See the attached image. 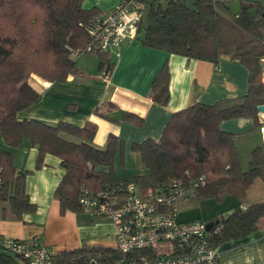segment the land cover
<instances>
[{"label": "trees", "instance_id": "obj_1", "mask_svg": "<svg viewBox=\"0 0 264 264\" xmlns=\"http://www.w3.org/2000/svg\"><path fill=\"white\" fill-rule=\"evenodd\" d=\"M228 1L241 4L237 15ZM147 10L136 38L143 45L188 58L217 64L229 55L248 71L245 94L211 104L194 102L171 114L158 139L134 142L147 168L134 181L141 190L164 180L204 174V185L196 199L218 202L234 194L239 203L226 215L214 216L208 231L212 246L264 228V201L243 205L246 192L257 177L264 179V142L255 145L243 162L235 143L236 133L222 130L223 120L250 118L260 127L257 106L264 104L261 80L264 58V6L254 0H146ZM257 8L255 14L251 12ZM101 12L96 6L83 7V0H0V206L2 218L22 219L37 206L25 190L29 170H16L13 148L25 143L37 149L35 168L41 167L46 153L56 155L64 169L54 196L60 213L81 211L78 189L112 183L114 156L122 143L109 134L105 145L91 144L96 125L87 121L76 126L64 121L49 125L27 121L19 112L38 102L41 93L27 79L64 81L68 75L84 72L75 58L89 43L88 21ZM95 51V50H94ZM98 53V69L107 76L112 68L107 53ZM35 74V75H34ZM29 77V78H28ZM45 81V82H46ZM169 69L165 61L151 82L152 99L166 104L169 99ZM109 108L112 104H105ZM101 107L96 108L99 112ZM104 117L106 115L102 114ZM102 168H105L103 170ZM127 258L116 248L84 244L52 255L51 264H114ZM0 264H26L0 249Z\"/></svg>", "mask_w": 264, "mask_h": 264}, {"label": "crops", "instance_id": "obj_2", "mask_svg": "<svg viewBox=\"0 0 264 264\" xmlns=\"http://www.w3.org/2000/svg\"><path fill=\"white\" fill-rule=\"evenodd\" d=\"M117 2L83 0V7L96 6L102 11L115 6ZM106 53L112 63L107 76L103 75L97 64L96 71L91 73L78 65L84 74L68 75L64 81L35 79L30 85L41 93V98L19 112L18 117L49 125H56L60 121L76 126L93 122L96 131L91 144L97 148L105 145L109 134L116 136L123 146L121 154L117 150L114 156V176L117 179H129L148 172L139 153L131 145L146 138L158 139L173 112L194 102L211 104L241 96L247 91L248 71L229 55L221 56L215 64L143 45L138 38L127 40ZM165 61L169 69V99L162 105L152 99L151 82ZM107 103L112 106L109 108L105 105ZM99 107L96 113L95 109ZM258 120L261 126L264 125V112H258ZM261 126L253 127L250 118H235L220 123L222 130L236 133L235 143L243 162L247 160L252 147L264 142ZM245 135L251 137V143L241 153L238 140ZM12 150L16 170H29L25 176V190L37 209L15 220L2 218L0 206L1 235L23 239L38 237L53 253L84 244L115 246L114 225L109 220L91 218L82 211L66 210L60 213L59 202L54 196V190L64 174L59 157L46 153L41 167L35 168V147L23 143ZM190 199L183 198L179 203H189ZM227 200L230 201L228 208L210 218L228 214L239 203L234 194L225 195L222 203ZM258 201H264V179L260 177L253 180L247 189L245 201L240 204ZM178 218L185 220L179 215ZM215 249L218 264H264V228L227 239L216 245Z\"/></svg>", "mask_w": 264, "mask_h": 264}, {"label": "built area", "instance_id": "obj_3", "mask_svg": "<svg viewBox=\"0 0 264 264\" xmlns=\"http://www.w3.org/2000/svg\"><path fill=\"white\" fill-rule=\"evenodd\" d=\"M147 10L146 0H118L91 18L85 26L89 43L82 52H109L134 39ZM264 64V58L261 59ZM264 82V68L261 72ZM264 134V131H262ZM204 174L190 177L188 170L141 190L132 180L117 179L96 190L78 189L77 201L91 218H104L114 225L116 248L127 258L114 264H218L208 239L207 221L180 220L179 201L196 198ZM0 249L26 264H51L52 255L38 237L12 238L0 234Z\"/></svg>", "mask_w": 264, "mask_h": 264}, {"label": "rangeland", "instance_id": "obj_4", "mask_svg": "<svg viewBox=\"0 0 264 264\" xmlns=\"http://www.w3.org/2000/svg\"><path fill=\"white\" fill-rule=\"evenodd\" d=\"M256 1H258L261 6H264V0ZM164 3L165 0H161V4ZM75 61L76 64L83 67L87 73L95 72L98 64V53L95 51L82 52L80 53V55H78L77 58H75ZM36 76H31L29 79H27L29 83H33L35 79H41V77L39 78V76ZM249 143H251V137L249 135H245L244 137L238 140L239 149L242 150L241 153H243V148ZM241 157H244V155L241 154ZM189 201V203H179L178 205V215L181 219L207 221L211 216L223 213V211L228 208L227 206L230 203V201L228 200L227 202L222 203V201L218 202L214 199L209 198H191ZM114 244L116 245L115 236Z\"/></svg>", "mask_w": 264, "mask_h": 264}, {"label": "water", "instance_id": "obj_5", "mask_svg": "<svg viewBox=\"0 0 264 264\" xmlns=\"http://www.w3.org/2000/svg\"><path fill=\"white\" fill-rule=\"evenodd\" d=\"M226 5L232 15H237L241 8V4L237 1H228ZM256 10L257 8H253L251 12L255 14ZM262 16H264V13H262ZM257 110L258 112H264V104L258 105ZM260 130L261 132L264 131V125L261 126ZM212 225H213V221L209 220L206 223V228L209 229Z\"/></svg>", "mask_w": 264, "mask_h": 264}]
</instances>
